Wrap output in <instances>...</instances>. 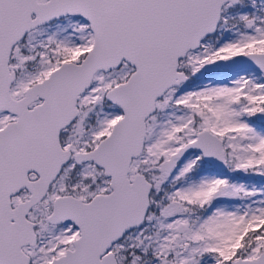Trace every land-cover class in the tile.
Listing matches in <instances>:
<instances>
[{
    "label": "snow or ice",
    "instance_id": "1",
    "mask_svg": "<svg viewBox=\"0 0 264 264\" xmlns=\"http://www.w3.org/2000/svg\"><path fill=\"white\" fill-rule=\"evenodd\" d=\"M0 264H264V0H0Z\"/></svg>",
    "mask_w": 264,
    "mask_h": 264
}]
</instances>
